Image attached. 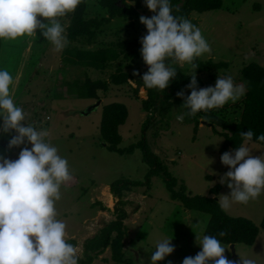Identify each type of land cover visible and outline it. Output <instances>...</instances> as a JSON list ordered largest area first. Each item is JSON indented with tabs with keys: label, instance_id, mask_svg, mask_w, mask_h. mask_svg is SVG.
Segmentation results:
<instances>
[{
	"label": "rangeland",
	"instance_id": "374dc122",
	"mask_svg": "<svg viewBox=\"0 0 264 264\" xmlns=\"http://www.w3.org/2000/svg\"><path fill=\"white\" fill-rule=\"evenodd\" d=\"M86 2V18L103 16L104 12L97 9V0ZM128 3L134 5V1ZM140 3L141 8L137 9L132 19H117L100 28L91 43L84 39H68V46L95 49L102 43L127 40L130 43L128 50L131 49L147 34L140 16L150 18L154 14L146 6L145 0H140ZM70 16L71 13L60 18L61 23L67 26ZM188 19L200 28L211 48L210 52L196 60L211 59L228 63L227 67L219 70L200 73L204 87L215 86L218 76L228 75L232 76L235 84L245 86L241 69L250 62L264 67V0H222L220 9L201 13L194 11ZM140 56L131 63L119 59L104 70H98L66 64L62 60L63 51H54L53 45L45 40L39 30L34 37L25 35L15 40L0 39V70H8L14 78L12 95L15 103L25 110L29 122L38 130L49 132L52 143L59 154L68 160L72 170L73 179L61 187V200L56 207L58 219L67 225L66 239L76 241L79 257L83 255L85 240L94 237L102 227L115 219L113 209L117 198L110 193L109 185L115 180L129 179L142 185L133 187L123 196V200L128 202L124 205L127 216L123 221L126 228L123 239L126 263L150 264V256L156 250L157 242L172 239L175 251L158 264H168L169 260L172 264H182L185 257L195 256L201 251L196 243L197 235H204L209 214L186 209L180 201L171 199L161 175L148 177L149 166L144 162L139 148L124 155L107 149L99 133L102 106L118 101L127 107V119L119 126L122 136L120 147H127L145 137L151 151L176 178V190L184 185L189 195L209 196L211 187L218 184L220 190L213 198L219 200L221 194H229L231 190L219 182L220 177L230 169L222 164L219 157L224 139L217 132L225 131L222 128L224 122L237 121L240 116L239 100L212 109L208 120L201 112L196 131L192 123L176 119L178 113L184 112L182 107L176 105L172 107V113L167 112L163 117L156 112L154 121L143 130V122L149 114L143 110L141 99L147 95L145 88L140 86L138 98L135 97L132 88L136 87V83L133 79L122 85H109L106 91H98L100 99L84 96L86 88L83 82L86 76L106 79L117 67L142 76L148 71V66ZM176 67L184 72L192 70L188 64ZM137 72L139 75L135 74ZM97 100L99 104L92 107ZM248 146L254 155L264 153V146L258 143L249 141ZM21 148L7 150L0 147V154L5 156L9 152L11 159H16ZM95 201L102 202L108 209L100 210L98 206H93ZM225 212L230 216L246 217L259 225L264 215V193L247 204L233 203ZM223 246L229 260L238 261L242 255L256 259L257 264H264V229L260 228L252 245L237 243L233 247L230 244ZM91 264L123 263L115 262L111 258V248L106 247Z\"/></svg>",
	"mask_w": 264,
	"mask_h": 264
},
{
	"label": "clouds",
	"instance_id": "9594fccd",
	"mask_svg": "<svg viewBox=\"0 0 264 264\" xmlns=\"http://www.w3.org/2000/svg\"><path fill=\"white\" fill-rule=\"evenodd\" d=\"M82 2L0 0V39L34 37L39 30L54 51L61 52L69 40L67 26L60 18L75 12ZM145 4L154 13L150 18H139L147 28V34L140 38V52L148 66L142 76L145 87L163 92L177 76L176 65L188 64L195 70L186 86L191 89L190 95H185L184 90L176 93L184 101L182 107L188 110L176 115L178 121L200 111L221 108L229 101L235 103L246 94L245 86L235 84L231 75L218 76L215 86L198 88L199 66L194 61L211 51L200 28L188 18L174 15L170 0H145ZM14 86L9 71L0 70V133L11 137L9 150L23 146L16 159L0 154V264H79L77 246L67 241V225L58 219L56 207L61 187L73 179L72 170L49 132L38 130L15 103ZM254 135L251 129L241 132L244 143L221 156L222 164L230 169L219 180L231 190L219 196V205L225 211L233 203L247 204L264 193V153L254 155L248 146ZM257 140L264 142V133ZM226 235L223 230L218 233L220 237ZM171 241L157 242L150 264H158L175 251ZM196 243L201 251L185 257L182 264H257L256 259L240 254V260H229L217 236L197 235Z\"/></svg>",
	"mask_w": 264,
	"mask_h": 264
},
{
	"label": "trees",
	"instance_id": "16d2710c",
	"mask_svg": "<svg viewBox=\"0 0 264 264\" xmlns=\"http://www.w3.org/2000/svg\"><path fill=\"white\" fill-rule=\"evenodd\" d=\"M129 1H134V5L129 4ZM180 1L170 0L173 7V14L186 18H189L190 13L194 11L201 13L209 10H217L222 7V0H184L181 6H177ZM86 3V0H83L75 12L71 13L69 24L66 27V35L69 40L84 39L87 43H91L96 38L97 30L117 19H132L137 14V9L141 8L140 0H97V9L104 12L102 14L103 16L86 18ZM128 44L130 43L127 40H117L116 42L102 43L95 49L67 46L63 50L62 60L66 64H78L84 67L104 70L110 63L119 59L131 63L133 59L141 55L140 49L142 45L140 42L136 43L129 50ZM194 63L199 66L196 69L198 88L204 87V82L199 76L200 73L211 72L228 66V63L225 61L214 62L211 59L206 61L197 59ZM191 69V72H184L177 69V76L161 92L159 89L146 88L142 80L143 75L135 76L132 72L130 73L121 67H117L106 79H91L86 76L83 82L86 88V95L84 96L94 100L100 99L98 91H106L109 85L118 86L128 83L129 80L133 79L136 83V87L132 88L135 97L138 98L137 93L140 86H143L147 92V96L141 99L143 110L149 114L143 122V130H145L146 126L148 127L154 121L155 116L153 117V115H156V112L163 117L167 112L172 113V107L175 105L179 108L182 107L184 101L176 93L184 90L185 95H190L191 89L186 86L191 82L190 75L195 71L193 68ZM241 75L246 80V94L239 99V105L237 104L240 109V116L237 121L224 122L222 128L225 131L217 132L224 139L219 149L220 158L230 148L235 149L244 143L240 133L247 132L249 129L255 133L251 142L264 146V142L257 140V137L264 133V67L255 62H250L241 69ZM182 108L184 112L188 111L184 107ZM211 111L212 109L206 112L200 111L194 117L186 116L184 121L186 123H192L193 130L196 131L200 123L201 112H203L204 119L208 120ZM127 116V107L122 102L113 101L102 106L99 133L101 136L100 139L106 144L107 149L110 152L124 155L131 154L136 148H139L142 152L144 162L149 166L148 177L161 175L169 190L171 199H177L186 209L209 214V220L203 232L204 235L217 236L221 243L227 245L231 243L252 245L256 240L260 228L264 229V215L259 225H256L246 217H236L227 214L221 209L218 200L213 198L220 190V185L218 184L211 187L209 196L200 194L189 195L184 185H181L176 190V178L162 165L156 153L151 151L144 140L145 137L127 147L119 146L122 142L119 126L125 123ZM10 138L8 134L0 133V147L9 150L7 146ZM5 156L12 158L9 152ZM208 179H211V177L208 176ZM140 185L142 183L139 181L129 179L115 180L109 185L110 193L117 198V203L113 209L115 219L102 227L94 237L85 240L83 243V255L79 259V264H91L96 256L101 254L106 247L111 248V258L115 262L127 264L123 252V239L126 236V228L123 221L127 216L124 205L128 202L123 200V196L127 191H131L133 187ZM93 206H98L100 210L108 209L100 201H95ZM221 230L225 231L227 235L224 237L218 236ZM113 232H115L114 236L112 235ZM67 241L76 245L74 239H67Z\"/></svg>",
	"mask_w": 264,
	"mask_h": 264
},
{
	"label": "water",
	"instance_id": "95a60500",
	"mask_svg": "<svg viewBox=\"0 0 264 264\" xmlns=\"http://www.w3.org/2000/svg\"><path fill=\"white\" fill-rule=\"evenodd\" d=\"M183 1H184V0H181L180 3H179L177 6H181V5L183 4ZM145 94H147V92H145ZM99 102H100V101L97 100V101L93 104L92 107L97 106V105L99 104ZM89 110H90V108H89ZM204 122H205V123H208V122H206V121H204ZM215 199H216V198H215ZM230 246L233 247L234 244L232 243V244H230Z\"/></svg>",
	"mask_w": 264,
	"mask_h": 264
},
{
	"label": "bare ground",
	"instance_id": "6f19581e",
	"mask_svg": "<svg viewBox=\"0 0 264 264\" xmlns=\"http://www.w3.org/2000/svg\"><path fill=\"white\" fill-rule=\"evenodd\" d=\"M106 196L108 197V199H110V196L106 194Z\"/></svg>",
	"mask_w": 264,
	"mask_h": 264
},
{
	"label": "crops",
	"instance_id": "0c3cea01",
	"mask_svg": "<svg viewBox=\"0 0 264 264\" xmlns=\"http://www.w3.org/2000/svg\"><path fill=\"white\" fill-rule=\"evenodd\" d=\"M100 211V210H99Z\"/></svg>",
	"mask_w": 264,
	"mask_h": 264
}]
</instances>
